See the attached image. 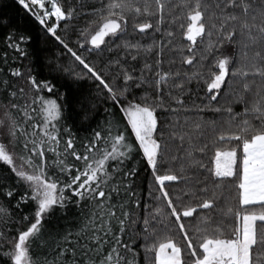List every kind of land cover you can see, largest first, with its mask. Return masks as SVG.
<instances>
[{
	"label": "snow or ice",
	"instance_id": "snow-or-ice-1",
	"mask_svg": "<svg viewBox=\"0 0 264 264\" xmlns=\"http://www.w3.org/2000/svg\"><path fill=\"white\" fill-rule=\"evenodd\" d=\"M100 2L101 7L92 10V14L99 18L98 22L90 21L89 28L79 33L76 43L80 48L90 51L108 48L109 41L114 42L127 35L130 19L132 29L140 33L156 30L165 21L163 0H156L155 12L151 11L148 0H145L143 7L137 0ZM18 3L79 62L85 75L99 82L110 100L119 106L121 119L126 120H123L122 126L121 120L110 119L99 130H92L83 141H78L71 125L67 123L73 119L70 115L71 99L65 94H59L64 98L44 95L45 91L53 93L55 85L47 80L38 81L29 70L27 80L30 88L26 94L23 88H17L9 79L0 77V91L6 90L9 97L7 104L0 101V107L4 109L0 115V130H3L0 136L6 134L9 137L8 144L0 139V163L9 166L17 178L16 182H25L29 189L20 196L18 203L31 200L35 204L34 222L19 233L13 250L4 255L9 256L14 264H137V253L131 247L134 243L131 235L127 236L129 243H124V239L126 232H130L128 225L135 224L137 220L133 208L139 209L141 201L139 194L131 191L130 180L136 175V168L127 169L125 161L131 159L134 152H139L146 159L159 189L156 199L164 200V207L157 205L142 220L146 260L151 253L154 256L151 264H264V253H256L257 258H253L254 246L264 245V231L257 227L258 221L264 226V86L257 85L253 101L246 104L242 112L234 113L231 108L226 110L229 113L228 123L231 126L235 121L236 130L218 135L214 142L216 146L211 167L193 160L192 150H186L185 158L189 166L198 165L216 179L232 178L236 182L239 205L235 210H226L225 215L235 218L229 234L219 225L210 232L208 225L211 221L205 216L198 221L202 226L195 228L190 235L185 219H195L194 214L199 215V212L214 208L217 200L213 193L211 198L197 199L196 203L185 205L177 201H181L185 195L195 198V190L186 188L175 200L169 194L165 182L179 181L187 184L189 177L177 175L171 170L162 174L160 172V168L167 162L163 133L157 130V109L162 106V97L157 96L150 101L149 95L145 93L141 98L128 99L131 95L129 83L144 82L143 73L134 76L119 60L110 61L120 67L124 81V87L117 91L84 56L57 34L61 21L72 19L75 8L65 9L62 0H18ZM260 5V22H257L255 15L248 18L251 7L248 0H226L222 8L217 3L219 12L211 14H208L210 6L203 3V0H180L179 4L172 5L173 8L182 6L184 9L185 22L180 24V28L189 42L190 50L196 48L198 38L200 42L208 38L205 47L209 52L223 48L225 41L237 43L238 53L235 58L217 56L207 73L194 72L188 77L203 80L209 102L217 99L232 77L239 76L245 81L242 87L246 92L252 88L247 79L249 75H259L264 79V66H253L251 69L243 63L236 66L247 57L250 47L264 42V0H260ZM229 8L240 9L244 18L241 19L234 11L229 12ZM145 15L158 16L156 25L151 20L137 22ZM177 18L172 16V22ZM216 19H219V24L215 22ZM7 23L0 18V24ZM93 23L95 28L90 30ZM213 31L216 33L215 40L212 39ZM167 35L172 36L173 33L168 32ZM6 41L20 57L27 56L25 45L31 41V36L14 29L7 34ZM122 46L125 52L135 51L137 54L141 48H145L139 42L127 40L122 41ZM151 47L149 45L145 50ZM255 55L259 57L260 52L257 51ZM131 58L135 60L136 56ZM8 59V54L4 53L5 65ZM200 59L203 61L207 57L202 55ZM184 60L192 65L195 55H188ZM212 67L216 70L212 71ZM145 68L150 69L151 66L145 65ZM8 71L13 77L23 75L20 68H9ZM64 71L71 72L77 80L83 78L79 72L69 68ZM171 75L166 72L157 73V86L167 82ZM121 100L124 102L121 103ZM177 103L183 104V100L179 99ZM129 126L137 142L135 144L128 136ZM195 127L200 128L201 125L198 123ZM172 135L179 136L183 143L185 134L173 131ZM225 141L228 144L225 145ZM189 143L191 149L190 137ZM17 147L19 151H16ZM206 148L207 145H202L198 151L204 153ZM69 157H72V161H69ZM171 159L177 157L172 156ZM180 170L184 172L183 164ZM65 175L67 179L62 178ZM66 191L71 195L66 196ZM200 191L207 193V184H203ZM13 192L11 187L5 189L8 197H12ZM73 195L76 199H72ZM85 201L87 204L81 208L77 229L67 230L63 234L56 232L45 235L41 232L42 221L46 217L55 214L58 209H66L68 204L80 206ZM144 207L147 210L148 205ZM250 207H258L259 211L250 212ZM0 212L7 213V209L0 206ZM167 221L175 222L183 238V245L172 236L158 234L159 226L168 227ZM42 248L47 249V255H34Z\"/></svg>",
	"mask_w": 264,
	"mask_h": 264
},
{
	"label": "trees",
	"instance_id": "trees-1",
	"mask_svg": "<svg viewBox=\"0 0 264 264\" xmlns=\"http://www.w3.org/2000/svg\"><path fill=\"white\" fill-rule=\"evenodd\" d=\"M137 2L143 7L145 0H137ZM148 2L151 11L155 12L156 0H148ZM163 2L165 4V21L158 29L146 30L145 33L134 31L130 19L127 35L115 39L114 42L109 41L108 48H104L102 51H90L87 48L78 47L76 41L80 31L89 28L90 21L98 22L99 18L92 14V10L101 7L100 0H62L65 9L75 8V15L72 19L61 21L57 34L61 35L70 47L84 56L87 62L93 65L109 84L116 87L117 91L124 87V81L120 67L110 63V61L119 60L120 64L124 65L134 76L138 77L143 73L144 82L129 83L131 95L128 96V99L141 98L145 93L149 95L150 101L157 96L162 97V106L157 109V130L163 133L162 142L166 145L165 160L167 162L160 168V172L162 174L171 170L177 175L189 177L187 184L179 181L165 182L169 194L175 200L186 188L195 190V198L185 195L181 201H177V203L188 205L196 203L197 199L211 198L215 193L217 203L214 208L203 212L198 210L199 215L194 214L195 219H185L184 222L190 235L195 228L202 226L198 221L205 216L209 217L211 221L208 225L210 232L219 225L226 234H229L230 227L235 224V218L232 215H225V213L228 208L235 210L239 207L236 182L232 178L216 179L198 165L189 166V162L185 158L186 150H192L193 160L211 167L214 147L216 146L214 142L218 135L222 132L236 130L235 121L231 126L229 125V113L226 110L231 108L234 113L242 112L245 105L253 101L257 85L264 86V79L259 75H249L247 79L252 84V88L246 92L242 87L245 81L239 76L232 77L228 80L227 86L221 91L217 99L209 102L203 80L189 79L188 77L194 72L207 73L209 66L212 65L217 56L227 55L235 58L238 53L237 43L235 41L233 43L225 41L223 48L209 52L205 47L208 38L206 37L203 42H200L198 38L196 48L190 50L189 42L180 28V24L185 22L184 9L182 6L172 7V5L179 4L180 0H163ZM225 2L226 0H203V3L210 6L208 14L219 12V9L216 8L217 3L222 8ZM248 3L251 5L247 14L248 18L251 19L255 15L257 16V22H260V0H248ZM170 9L171 14H169ZM228 11H234L240 15L241 19L244 18V14L240 9L229 8ZM172 16L178 17L175 22H172ZM0 18L8 22L6 25L0 24V69H3V72H0V77L9 79L17 88H23L26 94L30 88L27 80L29 70H31L32 75L37 77L38 81L47 80L55 85L53 93L49 94L45 91L44 95L64 98L60 97L59 94H65L66 97L71 99L70 115L73 119L68 120L67 123L71 125L72 132L78 141H83L91 134L92 130H99L110 119L121 120L123 126V120H126V118L121 119L119 106L110 100L107 91L99 85L98 81L85 75V70L79 62L75 61L65 48L43 29L35 17L30 15L18 3V0H0ZM148 20L156 25L158 16H141L137 22ZM215 22L219 24L220 21L216 19ZM231 26L229 25V27ZM94 28L95 23L91 25L90 30ZM14 29L31 36V41L25 45L27 49L26 57H20L19 53L8 46L6 36ZM168 32L173 33V35L168 36ZM212 39H216L215 31H213ZM237 39H240L239 36ZM125 40L132 43L139 42L145 48L149 45H152V47L148 48L147 51L145 48H141L139 54L135 51L125 52L122 46V41ZM161 47L163 48L162 51ZM257 51L260 52L259 57L255 55ZM4 53H7L9 57L7 65L3 62ZM188 55H195L192 65L187 64L184 60ZM202 55L206 56L207 59L202 61L200 59ZM132 56H136V59L133 60ZM240 63H243L248 69L253 66H264V42L250 47L247 51V57L238 62L236 66H240ZM145 65H150L151 68H145ZM9 68H20L23 75L13 77L8 71ZM65 68L79 72L83 78L77 80L71 72H65ZM215 70V67H212V71ZM165 72L173 75L167 79V82L157 86V73ZM177 85L180 86L177 87ZM179 99L183 100V104L177 103ZM0 101L4 104L8 103L9 97L6 90L0 91ZM12 102L15 103L16 100L13 99ZM123 102L121 100V103ZM198 108L203 110L197 111ZM217 108L220 111H215ZM106 109L109 111L106 112ZM173 109H176V111H173ZM3 111L4 109L0 107V115L3 114ZM85 117L87 118L85 119ZM198 123L201 125L200 128L195 127ZM257 126L259 125L257 124ZM173 131L185 134L183 143H181L179 136L172 135ZM128 136L134 144L137 143L133 139L130 126ZM189 137L191 138V149ZM0 139H3L4 143L9 141L6 134L0 136ZM224 144L226 145L228 142L225 141ZM202 145H207L204 153L198 151ZM16 151H19V147L16 148ZM172 156H176L177 159L172 160ZM68 159L72 161V157ZM182 164L184 165V172L180 170ZM125 166L127 169L136 168V175L130 180L132 184L131 191L139 194L141 204L139 209L133 208L137 220L135 224L128 225L130 232H126L124 243H129L127 236L130 234L134 241L131 247L137 253V264H151L154 256L149 253L146 260L143 248L145 233L142 220L146 213H150L157 205L164 207V200L158 201L156 199L159 195V189L152 178L146 159L139 152H134L131 159L125 161ZM62 178L67 179L68 177L65 175ZM16 181L17 178L10 167L5 163H0V206L7 209V213L0 212V233H2L0 235V264H14V261L4 253H10L13 250L19 233L26 230L34 222V201L29 200L18 203L20 196L24 195L29 189L25 182L17 183ZM197 181L202 183L198 184ZM203 184L208 186L209 191L207 193L200 191ZM8 187L14 189L12 197L5 195V189ZM150 190L152 192L151 197L149 196ZM65 195L71 194L66 191ZM72 199H76V197L73 195ZM86 204L87 201L80 206L68 204L66 209H58L55 214L46 217L42 221L41 232L45 235L56 232L63 234L67 230L77 229L80 224L81 208ZM145 205H148L147 210L144 207ZM248 211L258 212L259 208L250 207ZM166 223L168 227L163 225L158 227V234L172 236L178 243L183 245V238L175 222L167 221ZM257 227L258 230L264 231V226L260 225L259 221ZM105 251H107V248ZM253 252V258L256 259V253H264V245L254 246ZM40 254L47 255V249L42 248L34 253V255ZM130 257L131 254L129 253L128 258Z\"/></svg>",
	"mask_w": 264,
	"mask_h": 264
},
{
	"label": "rangeland",
	"instance_id": "rangeland-1",
	"mask_svg": "<svg viewBox=\"0 0 264 264\" xmlns=\"http://www.w3.org/2000/svg\"><path fill=\"white\" fill-rule=\"evenodd\" d=\"M6 144H8V142L6 141ZM17 163H19V161H17Z\"/></svg>",
	"mask_w": 264,
	"mask_h": 264
}]
</instances>
